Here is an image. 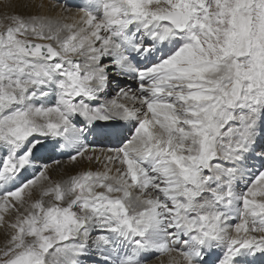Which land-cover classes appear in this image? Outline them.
I'll return each mask as SVG.
<instances>
[{
  "label": "snow or ice",
  "instance_id": "1",
  "mask_svg": "<svg viewBox=\"0 0 264 264\" xmlns=\"http://www.w3.org/2000/svg\"><path fill=\"white\" fill-rule=\"evenodd\" d=\"M25 7L0 30V264H264V0ZM48 145L86 167L54 178Z\"/></svg>",
  "mask_w": 264,
  "mask_h": 264
},
{
  "label": "bare ground",
  "instance_id": "2",
  "mask_svg": "<svg viewBox=\"0 0 264 264\" xmlns=\"http://www.w3.org/2000/svg\"><path fill=\"white\" fill-rule=\"evenodd\" d=\"M35 0L36 3H44L45 7L42 10L44 14L52 15L55 16L58 13L50 8V5L56 3V0ZM29 2V0H0V20L5 21L8 24V21L5 19V16L7 14H11L12 12H18L21 15H27L30 12H35L39 11L38 9L33 8H28L25 7V5ZM77 0H67V3L69 4H75L77 3ZM5 5H8L7 7ZM6 26V24H5ZM117 84L120 85L121 87H131L133 88L132 85H129L127 83H124L123 81L119 80L117 81ZM114 93L116 92L113 91V88H110L109 93ZM126 103L131 104V101H124ZM131 127V125L121 126L119 127L113 134L111 135H105V134H100V135H95L93 137L89 138V142L93 144L94 146L98 148L102 147H108L109 144H115L119 143L120 140L123 138V136H126V133L129 132L128 129ZM40 155L42 157V162L47 163L46 161L49 160L50 163H52L54 160H60L61 161V166L54 167V169L51 172V175L54 178H60L64 176L66 173L67 174H75L77 171L81 170L82 168L86 167V164H79V165H73L68 163V161H65V159H68V153L67 152H60V151H54L51 147V145H48L44 148H41L39 150ZM52 151V152H51ZM38 154V153H37ZM39 162V163H42ZM94 170H102V167L100 165H93L92 166ZM36 170L33 169L31 172L26 174V176L29 178L31 175L35 172ZM8 238V229L4 227H0V246L3 248L5 246V243ZM173 256H176L175 253L172 254ZM162 256V255H161ZM169 256L167 257H161L158 258L155 262L152 264H169ZM177 259H179L177 257Z\"/></svg>",
  "mask_w": 264,
  "mask_h": 264
},
{
  "label": "rangeland",
  "instance_id": "3",
  "mask_svg": "<svg viewBox=\"0 0 264 264\" xmlns=\"http://www.w3.org/2000/svg\"><path fill=\"white\" fill-rule=\"evenodd\" d=\"M50 2H52L51 0H49ZM78 1V0H77ZM5 24H6V26H7V23L5 22V21H1L0 20V30H3V28L4 27H6L5 26ZM121 81H123L124 83H127V84H129V85H132L133 86V89H135V87H136V82L134 81V80H121ZM120 86V85H119ZM121 87V86H120ZM113 88V91L114 92H116L117 91V88H116V86H113L112 87ZM110 95H112V96H114L115 94L112 92ZM130 133L129 132H127L126 133V136H128ZM125 136V137H126ZM123 138H124V136H123ZM122 138V139H123ZM119 143H115V144H109L108 145V147H114V146H117ZM102 148H106V146L105 147H102ZM40 152V151H39ZM38 152V154H37V156H38V159H37V165L39 166L40 164H43V162H42V160H40V159H42V157L41 156H39L40 155V153ZM52 152V151H51ZM65 161H68V159H65ZM39 162H42V163H39ZM48 164H52V163H50L49 162V160H47L46 161ZM28 174V173H27ZM29 178H31V177H29ZM236 222H238V221H236V220H233L232 221V223L234 224V223H236ZM0 248H1V246H0ZM167 257V255H159V257L158 258H161V257ZM158 258H153L152 259V261H151V264L153 263V262H155L156 260H158Z\"/></svg>",
  "mask_w": 264,
  "mask_h": 264
}]
</instances>
